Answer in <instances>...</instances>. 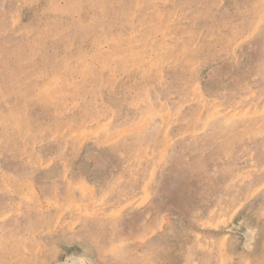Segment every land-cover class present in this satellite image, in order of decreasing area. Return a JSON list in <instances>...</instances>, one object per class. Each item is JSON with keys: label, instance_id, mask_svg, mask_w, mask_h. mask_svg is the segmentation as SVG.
Wrapping results in <instances>:
<instances>
[{"label": "rangeland", "instance_id": "rangeland-1", "mask_svg": "<svg viewBox=\"0 0 264 264\" xmlns=\"http://www.w3.org/2000/svg\"><path fill=\"white\" fill-rule=\"evenodd\" d=\"M0 264H264V0H0Z\"/></svg>", "mask_w": 264, "mask_h": 264}]
</instances>
